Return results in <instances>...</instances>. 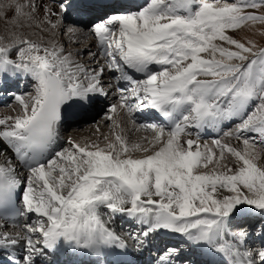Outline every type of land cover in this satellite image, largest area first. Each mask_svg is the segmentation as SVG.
<instances>
[{"label":"snow or ice","instance_id":"snow-or-ice-1","mask_svg":"<svg viewBox=\"0 0 264 264\" xmlns=\"http://www.w3.org/2000/svg\"><path fill=\"white\" fill-rule=\"evenodd\" d=\"M71 15L92 19L86 63L61 39L83 30ZM0 17V86H31L0 116V264H139L161 231L184 242L151 264H264V45L230 34L264 36V0H4ZM110 98L109 134L54 149ZM145 109L157 120L137 123ZM225 123L211 147L190 131Z\"/></svg>","mask_w":264,"mask_h":264},{"label":"bare ground","instance_id":"bare-ground-1","mask_svg":"<svg viewBox=\"0 0 264 264\" xmlns=\"http://www.w3.org/2000/svg\"><path fill=\"white\" fill-rule=\"evenodd\" d=\"M3 2H4V0H0V3H3ZM47 2H48V0H45V3H47ZM131 2H133V3H141L142 0H131ZM9 15H11V13H9ZM79 20L81 21V19H79ZM79 25L81 26V28L83 30L80 31L79 33H77V35L75 37V43H74L75 45H78L79 47H77L75 50H71V51H73V52L83 51L85 54L82 57H80V58L85 59L83 63H86L87 60H88V56L86 54L87 50L89 48H91L92 51H96L97 49H96V46H95L94 38L91 35L88 34V28L84 27L85 24L84 25L79 24ZM8 27H9V25H8ZM33 30H30V31H33ZM61 39H63L65 44H73V43H70L68 41L67 37H62ZM85 42H88V43L85 44ZM78 43H81L84 46H80ZM69 47H71V46H69ZM72 48H74V47H71V49ZM21 81H24L23 90L30 89V91H31L30 82L29 81H25L23 79H21ZM14 83L16 84L17 82H14ZM19 83H20L19 86H21L23 84L21 82H19ZM4 86L5 85L0 86V87H4ZM12 99H13L12 96H8V100H7L6 106L8 105V102L11 101ZM114 99L115 98H110V100H107V102H109V101L112 102ZM13 102H14V100H13ZM106 110H107V108L101 107L100 110L98 112H96V113H98L99 115H102V113L103 112L105 113ZM4 115H15V113L13 112L12 107H10V110L3 109V108L0 109V116H4ZM104 115L105 114H103V116ZM103 116L100 119H98V120H103L102 119ZM134 116H135V119H136L137 123H140V121L144 120V117H146L147 114H145L144 111H142V112L134 113ZM147 119L157 120V115L154 113L153 110H151V114L148 115ZM104 122H107V121H104ZM83 124H84L83 125L84 131H82V132L85 133L86 136H84V138H82L81 144H83L85 142L95 141V140H97V138L101 137L102 135H107L110 132L109 127L105 128L106 129L105 130L106 134L105 133L103 134L102 132H100V129L105 127L103 124L100 123V121L97 122L96 120H90V121H86L85 120ZM97 124L99 125V132H97L96 127H95V125H97ZM122 124L124 125L125 133L128 136V139L130 141H136L143 135L142 132L131 131V125L127 122L126 118L122 121ZM226 125H227L226 123L222 124L218 130H214L212 128H205V129H202V130H198L199 131V137L203 138V137H206L207 135H212L214 137H219L225 131L224 128L226 127ZM63 130H64V126L61 129V134H60L59 139L57 140L56 145H54V149L55 150L60 148L62 145H68L67 141H68V139L70 137H67L63 133ZM191 130L192 129H190V131ZM74 134L75 133H73V135ZM193 138H195V133H194ZM200 142H203V141L200 140ZM232 142L236 143V141H232ZM2 147L3 146H0V149H2ZM21 220H23V219H20V221ZM121 226L127 227L128 230L131 231V232L135 231V233H137L139 231V225H136L132 220L128 219L125 216L117 215L115 220L112 222V224H110V227H114L115 230L118 233L124 235L125 238H127L128 232L123 230V229H121L120 228ZM8 230L9 231H13V232H18V227L17 228H9ZM157 235L159 236L158 238L156 237ZM153 236H155V237L153 238ZM254 240L255 239L251 238L250 242H255ZM178 241H183V238L180 237L179 235L169 234V233L161 231V232L153 234V235H151L149 237L148 248L143 252L142 255H137L136 253H133V257L139 262V264H151V261L155 259V254H156L157 251L163 250L166 245H167V247L168 246H173ZM128 242H129L130 245L133 243L132 240H129ZM17 252L19 253V249H17ZM63 258H64L63 256H55L51 260L47 261V264H61L59 262V259H63ZM68 258H70V257H65L63 261H65ZM73 259H76V258H73Z\"/></svg>","mask_w":264,"mask_h":264},{"label":"rangeland","instance_id":"rangeland-1","mask_svg":"<svg viewBox=\"0 0 264 264\" xmlns=\"http://www.w3.org/2000/svg\"><path fill=\"white\" fill-rule=\"evenodd\" d=\"M44 2H45V0H44ZM142 3V2H141ZM72 17H76V16H74V15H71ZM7 23L5 22V20L2 18V17H0V35H6V33H7V29L9 28L8 27V24L6 25ZM67 24V23H66ZM257 27H259V25H257ZM88 28V27H87ZM30 30H33L32 28H25L24 29V32H25V34L26 35H29L31 38H33V39H36V38H38L39 36H41V35H43L44 37H45V39L47 38V34L45 35L44 33H41L40 34V31H39V29H34L33 31H30ZM38 32V33H37ZM231 35H233L234 36V38H237V39H240L242 36H248V37H251L252 39H254V40H256V42L258 43V44H260V45H264V36H260L259 34H253L252 32H249V31H247V30H244V31H240V32H237V33H230ZM86 43H88V42H85V44ZM80 46H84L83 44H81V43H78ZM66 46H67V49L68 50H75L77 47H79L78 45H73V44H66ZM69 46H71V47H74V48H72L71 49V47H69ZM70 48V49H69ZM84 60L85 59H83V58H80V62L81 63H83L84 62ZM30 92V91H29ZM9 105H13V106H15L14 105V102L13 101H11L10 103H9ZM7 109V110H10V107H8V106H4V107H0V109ZM144 111V113L145 114H147V116L146 117H144V120L143 121H140V123H144V122H153V121H155V120H150V119H147V117H148V115H150L151 114V110L150 109H145V110H143ZM103 114H105L104 112L102 113V115H99V114H96V115H94L92 118H91V120H96L97 122L98 121H100V123L101 124H103L105 127H103V128H101L100 129V132H102L103 134L105 133L106 134V132H105V128H107V126H106V124L107 123H110V122H104L103 120H98V119H100L102 116H103ZM227 124V123H226ZM230 128H231V125H229V124H227L226 125V127L224 128V130L225 131H228V130H230ZM82 131H84V127H81L80 129H79V131H72V130H66L65 131V134H66V136H68V137H70V138H72L73 140H75V141H77V142H79V143H81V141H82V138H84V136H86V134L85 133H83ZM193 133H196L198 130H196V129H192L191 130ZM73 133H75L74 135H73ZM85 134V135H84ZM250 135V134H249ZM222 135H220L219 137H214V136H212V135H207L206 137H203V138H200V140L201 141H203V142H201V144H208L210 147L212 146V141L214 140V139H217V138H220ZM63 147H68V145H62L60 148H58L57 150H60L61 148H63ZM25 222L26 221H24V220H21L20 222H19V227H18V232H22L24 229H23V225L25 224ZM121 229H123V227H120ZM127 227H124V230L125 231H127L128 233H132L133 235H135L136 233H135V231L134 232H131V231H129V230H127L126 229ZM253 239H255L256 237L255 236H253L252 237ZM256 243V242H255Z\"/></svg>","mask_w":264,"mask_h":264}]
</instances>
